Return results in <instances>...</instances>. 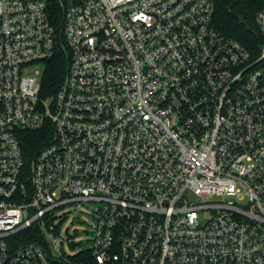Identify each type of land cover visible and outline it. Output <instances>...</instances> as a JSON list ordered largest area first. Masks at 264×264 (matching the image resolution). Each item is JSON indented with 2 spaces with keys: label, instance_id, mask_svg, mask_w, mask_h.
Wrapping results in <instances>:
<instances>
[{
  "label": "built area",
  "instance_id": "built-area-1",
  "mask_svg": "<svg viewBox=\"0 0 264 264\" xmlns=\"http://www.w3.org/2000/svg\"><path fill=\"white\" fill-rule=\"evenodd\" d=\"M216 4L59 0L58 27L0 0V264H264V6L253 55ZM83 203L71 256L57 212Z\"/></svg>",
  "mask_w": 264,
  "mask_h": 264
},
{
  "label": "trees",
  "instance_id": "trees-1",
  "mask_svg": "<svg viewBox=\"0 0 264 264\" xmlns=\"http://www.w3.org/2000/svg\"><path fill=\"white\" fill-rule=\"evenodd\" d=\"M48 11L53 22L60 27L62 11L59 7V0H47ZM264 6V0H217L215 26L217 30L245 46L253 55L260 51L262 38L256 26V17ZM67 70V61L62 53L51 60L45 70V84L48 92L53 94L57 91L62 78ZM26 139V146L31 154L44 144L43 134L34 133ZM93 264V263H91Z\"/></svg>",
  "mask_w": 264,
  "mask_h": 264
},
{
  "label": "rangeland",
  "instance_id": "rangeland-1",
  "mask_svg": "<svg viewBox=\"0 0 264 264\" xmlns=\"http://www.w3.org/2000/svg\"><path fill=\"white\" fill-rule=\"evenodd\" d=\"M97 208V204L83 203L70 205L57 212V216H62L63 219L59 226V232L64 238V252L66 254L76 255L81 250V242L90 240L92 227L95 224L94 213ZM60 220L61 218L57 219L56 225L59 224Z\"/></svg>",
  "mask_w": 264,
  "mask_h": 264
},
{
  "label": "water",
  "instance_id": "water-1",
  "mask_svg": "<svg viewBox=\"0 0 264 264\" xmlns=\"http://www.w3.org/2000/svg\"><path fill=\"white\" fill-rule=\"evenodd\" d=\"M253 33L257 36L256 32L253 31Z\"/></svg>",
  "mask_w": 264,
  "mask_h": 264
}]
</instances>
